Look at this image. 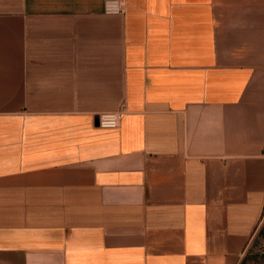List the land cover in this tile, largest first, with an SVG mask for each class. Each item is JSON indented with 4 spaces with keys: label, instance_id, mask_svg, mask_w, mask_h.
I'll return each mask as SVG.
<instances>
[{
    "label": "crops",
    "instance_id": "1",
    "mask_svg": "<svg viewBox=\"0 0 264 264\" xmlns=\"http://www.w3.org/2000/svg\"><path fill=\"white\" fill-rule=\"evenodd\" d=\"M122 1L0 0V264H240L262 223L264 0Z\"/></svg>",
    "mask_w": 264,
    "mask_h": 264
},
{
    "label": "built area",
    "instance_id": "2",
    "mask_svg": "<svg viewBox=\"0 0 264 264\" xmlns=\"http://www.w3.org/2000/svg\"><path fill=\"white\" fill-rule=\"evenodd\" d=\"M105 9L110 13H123L126 10L125 3L122 0H106ZM121 120L120 111L103 112L98 115V123L105 128H116Z\"/></svg>",
    "mask_w": 264,
    "mask_h": 264
},
{
    "label": "rangeland",
    "instance_id": "3",
    "mask_svg": "<svg viewBox=\"0 0 264 264\" xmlns=\"http://www.w3.org/2000/svg\"><path fill=\"white\" fill-rule=\"evenodd\" d=\"M263 226H264V218L254 238L252 239L250 246L248 247V249L246 250V253L242 257V260L246 258L247 264H259L258 262H259L261 253L264 252V233H262Z\"/></svg>",
    "mask_w": 264,
    "mask_h": 264
},
{
    "label": "trees",
    "instance_id": "4",
    "mask_svg": "<svg viewBox=\"0 0 264 264\" xmlns=\"http://www.w3.org/2000/svg\"><path fill=\"white\" fill-rule=\"evenodd\" d=\"M262 233H264V226H263V228H262ZM259 264H264V252L263 253H261V256H260V259H259V262H258ZM240 264H247V262H246V258H244L241 262H240Z\"/></svg>",
    "mask_w": 264,
    "mask_h": 264
}]
</instances>
